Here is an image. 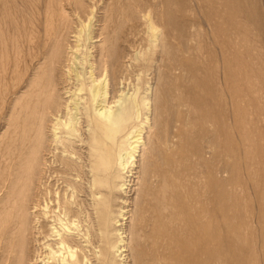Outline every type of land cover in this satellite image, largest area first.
<instances>
[{
    "label": "rangeland",
    "instance_id": "rangeland-1",
    "mask_svg": "<svg viewBox=\"0 0 264 264\" xmlns=\"http://www.w3.org/2000/svg\"><path fill=\"white\" fill-rule=\"evenodd\" d=\"M149 20L157 28L156 43ZM104 39L128 79L114 83L109 97L122 90L131 94L137 84L141 93L150 87L153 94L145 115L148 176L135 175L138 154L127 178L133 181L129 193L112 203V227L120 208L129 212L122 221L128 239L124 264H153L162 251L160 220L177 221L191 193L210 202L207 187L215 176L221 183L219 264H264V0H0V211L20 171L13 123L32 107V85L47 71V53L60 43L67 62L79 46L77 71L87 73V61L96 60ZM58 75L59 87L66 88L67 69ZM60 94L63 103L71 101L66 89ZM77 114L88 134L86 117ZM59 121L49 117V140L61 136L52 128ZM82 145L75 143L85 154ZM93 231L98 234L95 226ZM110 235L117 240L114 229ZM76 240L91 257L87 244ZM204 264L216 262L205 256Z\"/></svg>",
    "mask_w": 264,
    "mask_h": 264
},
{
    "label": "bare ground",
    "instance_id": "bare-ground-1",
    "mask_svg": "<svg viewBox=\"0 0 264 264\" xmlns=\"http://www.w3.org/2000/svg\"><path fill=\"white\" fill-rule=\"evenodd\" d=\"M91 20L87 23L88 28ZM149 23L152 41L156 43L157 28L150 20ZM102 42L96 60L87 61L90 64L87 73L77 71L79 46L66 62L60 43L54 45L44 58L45 75L41 82L32 85L36 86L35 92L30 94L32 107L21 121L17 122L18 117H14L13 128L17 130L22 156L19 174L14 181L9 180V193L0 211V264H92V256L97 264H124L127 259L124 256L128 250V239L124 236L127 229L122 222L127 220V211L123 210L126 206L120 208L112 227V203L128 190V182H133V174H129L138 163V154L142 161L135 175L139 174V179L148 176L144 157L150 116L145 115L152 111L153 94L150 87L141 93L137 84L132 87L131 94L122 90L109 97L114 83L121 86L128 79L125 64L119 62L121 58L116 60L112 56L111 43L108 49L107 39ZM63 67L67 69L70 82L61 89L58 74ZM65 89L72 96L71 101L63 103L60 92ZM82 100L83 109H80L78 105ZM71 102L78 104L71 108ZM78 112L86 117L88 134L83 133ZM49 117L60 120L52 128L54 132L61 131V136L54 133L51 141L46 133ZM77 142L85 146V154L75 147ZM71 175L76 180L70 178ZM216 178L207 187L212 196L210 202H203L200 194L191 193V198L184 201V211L179 213L177 221L170 217L160 220L162 251L160 249L158 257L152 258L153 264H204L205 256L220 263L221 183ZM81 196L87 197L89 203L80 199ZM94 226L98 234L93 231ZM110 228L116 231L117 240L112 239ZM77 237L87 244L91 257L77 242ZM210 247L214 254L209 252ZM133 263L136 264V260Z\"/></svg>",
    "mask_w": 264,
    "mask_h": 264
}]
</instances>
